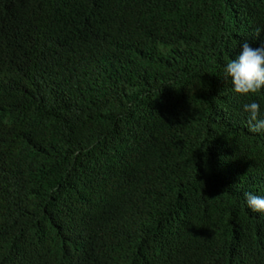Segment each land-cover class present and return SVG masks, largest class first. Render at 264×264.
<instances>
[{
    "label": "trees",
    "instance_id": "1",
    "mask_svg": "<svg viewBox=\"0 0 264 264\" xmlns=\"http://www.w3.org/2000/svg\"><path fill=\"white\" fill-rule=\"evenodd\" d=\"M245 40L264 0H0V264H264Z\"/></svg>",
    "mask_w": 264,
    "mask_h": 264
},
{
    "label": "clouds",
    "instance_id": "2",
    "mask_svg": "<svg viewBox=\"0 0 264 264\" xmlns=\"http://www.w3.org/2000/svg\"><path fill=\"white\" fill-rule=\"evenodd\" d=\"M257 30L255 35H259ZM224 75L230 78L234 91L241 95H254L264 89V47L252 48L245 40L242 50L235 58H230L225 67ZM247 113V125L251 132L264 131V114L261 113V105L253 100L243 105ZM264 144L257 148L259 157L262 158ZM246 204L253 212H264V196L251 192L245 194Z\"/></svg>",
    "mask_w": 264,
    "mask_h": 264
}]
</instances>
